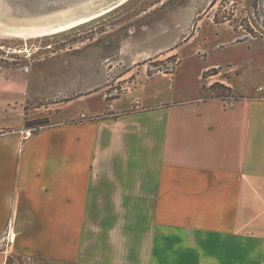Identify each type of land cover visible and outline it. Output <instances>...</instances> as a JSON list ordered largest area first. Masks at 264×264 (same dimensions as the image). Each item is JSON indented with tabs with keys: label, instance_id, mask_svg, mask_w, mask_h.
Segmentation results:
<instances>
[{
	"label": "crops",
	"instance_id": "0c3cea01",
	"mask_svg": "<svg viewBox=\"0 0 264 264\" xmlns=\"http://www.w3.org/2000/svg\"><path fill=\"white\" fill-rule=\"evenodd\" d=\"M172 76L144 83L138 106L117 99L113 118L0 136V264L136 262L151 252L136 220L213 238L206 264H264V100L175 98ZM4 114L0 127L23 125Z\"/></svg>",
	"mask_w": 264,
	"mask_h": 264
},
{
	"label": "rangeland",
	"instance_id": "374dc122",
	"mask_svg": "<svg viewBox=\"0 0 264 264\" xmlns=\"http://www.w3.org/2000/svg\"><path fill=\"white\" fill-rule=\"evenodd\" d=\"M108 1L107 6L120 0ZM250 5L264 27V0H251ZM156 74L173 75L175 98L223 95L229 109L240 98L264 100V36L252 26L246 0H129L56 35L28 40L0 36V121L5 110L11 111L8 118L23 121L19 127L5 123L0 136L20 135L27 141L77 117V122L113 118L119 112L113 108L116 100L131 92L135 106L140 105L143 84ZM215 83L232 91L212 89ZM249 110L250 116L257 115ZM153 224L136 220V242L151 252L137 253L136 262L126 257V264L147 263L146 256L151 264H206L213 238ZM31 262L29 257L8 261Z\"/></svg>",
	"mask_w": 264,
	"mask_h": 264
},
{
	"label": "bare ground",
	"instance_id": "6f19581e",
	"mask_svg": "<svg viewBox=\"0 0 264 264\" xmlns=\"http://www.w3.org/2000/svg\"><path fill=\"white\" fill-rule=\"evenodd\" d=\"M120 0H0V36L36 39L56 35L107 15Z\"/></svg>",
	"mask_w": 264,
	"mask_h": 264
},
{
	"label": "water",
	"instance_id": "95a60500",
	"mask_svg": "<svg viewBox=\"0 0 264 264\" xmlns=\"http://www.w3.org/2000/svg\"><path fill=\"white\" fill-rule=\"evenodd\" d=\"M251 0H246V8L252 26L264 36V27L256 20L250 5Z\"/></svg>",
	"mask_w": 264,
	"mask_h": 264
},
{
	"label": "trees",
	"instance_id": "16d2710c",
	"mask_svg": "<svg viewBox=\"0 0 264 264\" xmlns=\"http://www.w3.org/2000/svg\"><path fill=\"white\" fill-rule=\"evenodd\" d=\"M216 87H220V88H222L223 90H226V91H232V88H230V87H226V86H224V85H221L220 83H215L214 85H212L211 86V88L213 89V88H216ZM210 88V89H211ZM211 99H221V100H226L227 99V96H223V95H215V96H211L209 99H207V100H211ZM237 99V98H236ZM243 98H240V99H238V100H242ZM237 100V101H238ZM9 264V263H8Z\"/></svg>",
	"mask_w": 264,
	"mask_h": 264
},
{
	"label": "built area",
	"instance_id": "2783aa9c",
	"mask_svg": "<svg viewBox=\"0 0 264 264\" xmlns=\"http://www.w3.org/2000/svg\"><path fill=\"white\" fill-rule=\"evenodd\" d=\"M28 135H31V134L28 133ZM5 239H6V241H7L8 244L14 243L15 236H13V235L10 234V229H9V232H8L7 237Z\"/></svg>",
	"mask_w": 264,
	"mask_h": 264
}]
</instances>
